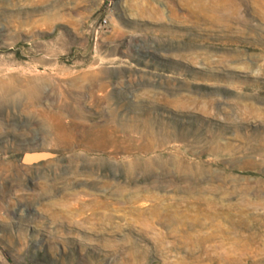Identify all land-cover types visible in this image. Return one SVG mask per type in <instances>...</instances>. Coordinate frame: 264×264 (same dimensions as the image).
Returning a JSON list of instances; mask_svg holds the SVG:
<instances>
[{
	"label": "rangeland",
	"instance_id": "1",
	"mask_svg": "<svg viewBox=\"0 0 264 264\" xmlns=\"http://www.w3.org/2000/svg\"><path fill=\"white\" fill-rule=\"evenodd\" d=\"M220 255L264 264V0H0V264Z\"/></svg>",
	"mask_w": 264,
	"mask_h": 264
},
{
	"label": "water",
	"instance_id": "2",
	"mask_svg": "<svg viewBox=\"0 0 264 264\" xmlns=\"http://www.w3.org/2000/svg\"><path fill=\"white\" fill-rule=\"evenodd\" d=\"M48 156L49 153L45 151H31L24 153L22 156V161L25 164H31L39 160L46 159Z\"/></svg>",
	"mask_w": 264,
	"mask_h": 264
},
{
	"label": "bare ground",
	"instance_id": "3",
	"mask_svg": "<svg viewBox=\"0 0 264 264\" xmlns=\"http://www.w3.org/2000/svg\"><path fill=\"white\" fill-rule=\"evenodd\" d=\"M211 256H213V255H211ZM220 257L226 261V264H236L237 263L235 255H220Z\"/></svg>",
	"mask_w": 264,
	"mask_h": 264
},
{
	"label": "built area",
	"instance_id": "4",
	"mask_svg": "<svg viewBox=\"0 0 264 264\" xmlns=\"http://www.w3.org/2000/svg\"><path fill=\"white\" fill-rule=\"evenodd\" d=\"M104 23H106V20H104Z\"/></svg>",
	"mask_w": 264,
	"mask_h": 264
}]
</instances>
